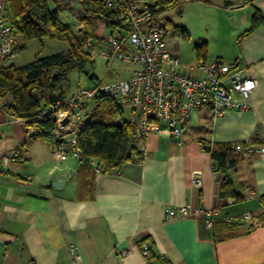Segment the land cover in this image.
Here are the masks:
<instances>
[{
	"label": "crops",
	"instance_id": "crops-1",
	"mask_svg": "<svg viewBox=\"0 0 264 264\" xmlns=\"http://www.w3.org/2000/svg\"><path fill=\"white\" fill-rule=\"evenodd\" d=\"M205 1L224 12L248 6L243 8L245 28L233 24L231 49H205L197 59L236 61L256 83L251 107L215 117L207 107L197 108L181 140L157 132L136 139L135 145L147 153L142 161L131 157L118 169L101 173L69 156L55 171L52 144L37 136L36 126L27 127L7 111L10 96L0 98V264H69L71 244L77 245L82 264H264V223L253 219L264 213L258 200L264 195V158L229 151L234 165L225 174L242 197H219L208 147L223 142L264 145V23L250 29L254 9L264 14V0L242 6L235 5L237 0ZM79 11L73 1L57 18L76 33ZM86 28L99 47L112 32L98 20ZM91 56L95 66L89 79L105 80L110 61L99 53ZM111 61L126 71L120 79L135 69ZM132 115L136 124L138 116ZM193 171L200 173L198 187L191 184ZM58 178L62 183L54 187L49 181ZM181 205L215 209L219 218L247 213L249 220L231 225L217 219L207 226L203 216L164 217L167 207ZM146 241L151 244L147 259L141 254Z\"/></svg>",
	"mask_w": 264,
	"mask_h": 264
},
{
	"label": "built area",
	"instance_id": "built-area-1",
	"mask_svg": "<svg viewBox=\"0 0 264 264\" xmlns=\"http://www.w3.org/2000/svg\"><path fill=\"white\" fill-rule=\"evenodd\" d=\"M138 2L141 1L104 0L108 8L122 4L127 14L126 27L114 29L106 38L104 47L93 42L83 22L77 24L76 36L84 51L90 55L99 53L107 62L117 60L130 63L135 69L125 79L99 81L90 89L73 95L64 94L55 100L52 107L39 114H49L54 124L51 150L55 171L58 164L69 156L79 159L78 128L85 116L88 100L97 93L127 105L136 113L138 119L134 133L138 141H142L150 132L165 133L181 140L189 131L191 113L200 107H207L213 117L227 110L245 111L251 107L250 97L256 83L253 78L243 74L236 61L215 58L183 63L167 48V17L148 6L140 8ZM235 5L242 4L237 2ZM14 55L15 33L8 19L7 0H0V65L9 64ZM229 145L232 151L264 158V145L249 142H231ZM136 147L131 157L142 161L147 157L146 150L142 145ZM87 163L94 171L100 172V165L94 159ZM212 168L216 182L222 178L228 179L214 166ZM190 180L193 186L198 187L201 183L200 173L193 171ZM189 216H203L207 226H212L217 219L238 224L249 220L247 213L239 217L224 215L219 218L215 209L188 205L167 207L164 212L166 219ZM150 247L149 241L141 245V254L145 259L149 257ZM70 250L72 258L69 264H82L77 245L71 244Z\"/></svg>",
	"mask_w": 264,
	"mask_h": 264
},
{
	"label": "trees",
	"instance_id": "trees-1",
	"mask_svg": "<svg viewBox=\"0 0 264 264\" xmlns=\"http://www.w3.org/2000/svg\"><path fill=\"white\" fill-rule=\"evenodd\" d=\"M73 1L80 6L77 19L84 23L88 34L86 27L95 20L104 22L111 31L126 27L127 14L120 3L115 8H108L104 0H7V14L15 33L16 46L22 48L27 41L42 38L62 40L67 44L65 52L36 56L22 66L12 63L0 65V98L10 96L6 107L11 114L25 121L27 127L35 124L37 136L50 144L53 143L52 118L49 114H39L52 107L55 100L65 94L64 83L71 72L84 73L92 78L89 70L94 66V59L83 50L76 33L57 18L60 11L71 9ZM137 1H144L154 12H164L178 4V0ZM237 2L245 5L251 4L252 0ZM261 23H264V14L254 9L250 29ZM204 54L205 48H201L197 57H203ZM134 125L133 121L125 118L122 104L104 94L92 96L77 134L81 165L89 166L87 162L94 159L102 173L118 169L131 160L136 150ZM229 144L208 145L212 165L226 177V171L234 165V160L228 154L231 151ZM217 193L219 197H242L235 192L229 179L224 178L219 181ZM258 200L264 208V195L259 196ZM253 219L264 223V213L253 216Z\"/></svg>",
	"mask_w": 264,
	"mask_h": 264
},
{
	"label": "rangeland",
	"instance_id": "rangeland-1",
	"mask_svg": "<svg viewBox=\"0 0 264 264\" xmlns=\"http://www.w3.org/2000/svg\"><path fill=\"white\" fill-rule=\"evenodd\" d=\"M246 7L248 6L243 8ZM243 8L239 11L229 9L224 12L220 9H214L211 3L206 4L205 0H178L177 6L163 12L168 19L166 44L185 64L196 61L198 50L201 48H205L209 52L217 49H227L228 51L235 42L236 30L235 27L233 28V24L238 22L240 27L238 25L237 29H242L245 28L242 26L244 20H248L244 14L247 10ZM66 50L67 44L62 40L31 39L25 44V47L15 46L16 56L10 63L15 66H22L32 61L36 56H47ZM112 62L110 61L107 65V74L103 81L120 79L126 75V71L121 70L119 64ZM118 69L119 71H117ZM97 82L99 81L92 83V80L84 73L71 72L64 83V89L67 93L65 95L90 89ZM123 111L125 118L129 120L133 118L132 111L127 105H123Z\"/></svg>",
	"mask_w": 264,
	"mask_h": 264
},
{
	"label": "water",
	"instance_id": "water-1",
	"mask_svg": "<svg viewBox=\"0 0 264 264\" xmlns=\"http://www.w3.org/2000/svg\"><path fill=\"white\" fill-rule=\"evenodd\" d=\"M49 182L55 187V186L61 184V183H62V180L58 178V179H55L54 181H52V180L50 179Z\"/></svg>",
	"mask_w": 264,
	"mask_h": 264
}]
</instances>
